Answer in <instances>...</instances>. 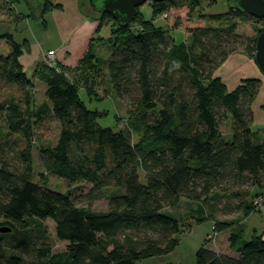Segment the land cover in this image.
I'll use <instances>...</instances> for the list:
<instances>
[{"label": "trees", "instance_id": "trees-1", "mask_svg": "<svg viewBox=\"0 0 264 264\" xmlns=\"http://www.w3.org/2000/svg\"><path fill=\"white\" fill-rule=\"evenodd\" d=\"M179 1L151 2L150 20L138 9L135 30L134 21L122 26L109 13L97 12L94 18L100 27L109 19L118 27L112 30V51L102 58L91 41L77 69L98 61L116 96L130 98L141 122L124 129L100 123L99 112L87 107L81 87L67 74L69 67L60 63L36 67L33 77L46 87L44 100L37 103L34 79L20 62L27 43L10 32L0 34L10 47L0 55V81L17 86L22 95L0 103L6 127L0 135V228H11L0 232V264H137L177 248L180 221L164 210L177 207L182 197L200 203L230 188L264 189V135L252 126L261 80L246 79L231 91L215 76L233 53L255 58L264 26L254 28V36H243L238 20L264 19L245 14L228 0V12L210 16L225 26L192 28L187 39L177 40L156 20L180 6ZM185 1L196 7L200 3ZM29 2L32 15L39 9L40 18L60 8L52 0L37 8ZM228 115L233 120L231 141L221 129ZM52 120L60 123L59 139L39 148V160L66 191L33 180L32 140L43 136ZM14 136L24 141L23 148H17ZM85 184L91 185L84 195L88 206L75 196ZM101 199L108 200L107 210L90 208ZM239 207L246 217L257 210L255 201L245 200ZM200 211L198 221L212 220L217 232L231 230V254L203 245L196 252L197 264H264V234L246 240L240 221L221 222ZM47 219L54 222L58 239L68 242L66 253L53 252Z\"/></svg>", "mask_w": 264, "mask_h": 264}, {"label": "rangeland", "instance_id": "rangeland-1", "mask_svg": "<svg viewBox=\"0 0 264 264\" xmlns=\"http://www.w3.org/2000/svg\"><path fill=\"white\" fill-rule=\"evenodd\" d=\"M28 1L34 2V8H37L36 0ZM52 1L55 2L56 0ZM79 2L81 13L88 15L89 21L74 32L71 40L63 41L58 35L54 20L47 16L40 18L38 15L39 9L33 12L34 16L31 10L28 9V11H26L27 13L25 14L32 16L29 17L28 21L23 23V26H20L16 21L9 22L8 20H10V18H7V21H0V23L10 24L9 28L11 29L16 26L12 29V33L15 34V39L17 41H22L23 38L26 37L30 39L36 38V40L40 41L45 39L44 42L47 44L46 47H59L58 55L64 63L62 65L64 67H69L67 74L78 83L79 87H81L80 96L83 101H85L87 107L99 112L100 123L102 125L111 126L115 129H124L132 123H140V113L132 111L134 104L130 98L121 99L114 93L108 71L104 65L96 61L94 64L85 67L86 69H77L81 59L89 50L91 41H93L94 53L102 58H108L116 38L112 30L118 28L114 25L112 19H109L100 27V23L94 20V18L97 17V10L93 0H80ZM178 4L180 6L172 7L170 11L162 14L156 20V24L169 28L171 34L177 40L187 39L188 32L192 28L225 26V22L211 20L210 16L228 12L231 5L228 0H200L197 7L190 2L186 4L185 0L179 1ZM97 6L101 7L100 4H97ZM22 7H25V5H22ZM14 8H16V6L13 4L12 0H0V20H2V11H7L9 14L14 12L12 15L15 16L16 10ZM139 11L145 20L152 19L153 6L151 2L143 4L139 8ZM238 21V32L243 36H254L256 35L254 28L264 26V23L257 22L254 19H242ZM138 24V21H134L131 24V29L135 30L138 28ZM68 25L73 26L74 22L70 20ZM17 29L18 32H16ZM82 41H85V45H82ZM60 44L65 46L60 47ZM74 45H76L77 48ZM73 46L75 48H73ZM9 48L6 40L1 42L0 55H7L10 51ZM55 53V57H57V52L55 51ZM47 54L46 63L49 62V59L47 60ZM57 63L56 58L55 64ZM28 76L30 79H34L33 96L36 102L43 101L46 89L43 81L39 78L35 79L32 73H29ZM13 95L17 98L22 97L17 86H8L0 81V103ZM221 129L224 139L226 141H231L233 139V120L230 115H228ZM60 131V123L57 120H52L48 125V131L43 136H34L32 140L33 180L39 183L45 181L52 189L66 191L67 189L62 180L56 176L47 174L42 168L39 160V148L42 146L55 145L59 139ZM1 133H6V127L3 113L0 111V135ZM14 137L17 138V148H23L24 141H19L17 136ZM141 176H143L142 172ZM90 189L91 185L85 184L83 185L82 191L76 192L75 196L79 198L78 202L80 205L88 206L84 195H86ZM256 192H258L257 197ZM245 200L257 202V210L247 217L239 207ZM90 208L95 211H105L108 208V200L101 199L94 201L90 204ZM200 208L203 210V216L207 218H212L211 216H213L212 219L221 222L240 221L241 224H243V237L246 240H250L255 233L259 235L264 234V189L255 190L248 186L230 188V191L212 194L200 203L182 197L177 207L166 208L164 210L166 214L177 217L180 221L182 232L178 236L180 243L177 248L170 254L140 260L137 264H197L196 252L203 245L221 253L231 254L229 249V234L231 230L227 229L217 232L212 220L198 221L197 219L201 215ZM45 225L47 227L50 244L53 246V252L55 254L66 253L68 242L58 239L54 222L51 219H47Z\"/></svg>", "mask_w": 264, "mask_h": 264}, {"label": "crops", "instance_id": "crops-1", "mask_svg": "<svg viewBox=\"0 0 264 264\" xmlns=\"http://www.w3.org/2000/svg\"><path fill=\"white\" fill-rule=\"evenodd\" d=\"M79 1L80 0H56L54 3L59 4L60 8L52 9L51 11L48 12V14H45V17L47 16L50 17V19L54 20L58 35L63 41L71 40L74 32L80 26H84L89 21V16L81 13ZM28 2H29L28 0H16V3H14V5L16 6V8H14L16 10L15 16L12 15L14 14V12L13 13L11 12L12 14H9L7 11H2V20L0 21L1 22L3 20L7 21V18H10V20H8L9 22L16 21L18 24H20V26H23V23L25 21H28L29 19V17H27V14H25L27 13L26 11H28ZM22 5L23 6L25 5V7H22ZM70 20L74 22L73 26L68 25ZM9 25L10 24L8 23L7 24L0 23V34H4L7 32L13 34L12 29L15 28L16 26H14L11 29L9 28L10 27ZM16 32H18V29ZM13 36L15 38V34H13ZM44 40L40 41V40H36V38L30 39L26 37L23 38L22 41H18L19 43L26 42L28 46V49L27 48L23 49L24 54L20 57V62L24 70L28 71V74L29 73L34 74L36 71V67L40 63L45 62L46 54L49 50L56 51L57 62L60 64H64L58 55L59 47L57 46L46 47L47 44L44 42ZM3 41H5V39H0V43ZM81 43L82 45H85V41H82ZM59 46L63 47L65 45L60 44ZM74 46L76 47V45ZM74 46L73 48H75ZM215 76L221 78V80L224 82L227 88L231 91L236 89L246 79L257 78L261 80V88L252 104V111L254 118L252 126L254 130H260L264 135V75L261 74L255 61L250 57H248L243 52L233 53L215 71Z\"/></svg>", "mask_w": 264, "mask_h": 264}, {"label": "water", "instance_id": "water-1", "mask_svg": "<svg viewBox=\"0 0 264 264\" xmlns=\"http://www.w3.org/2000/svg\"><path fill=\"white\" fill-rule=\"evenodd\" d=\"M37 4H46L48 0H36ZM173 0H93L96 12L111 14L120 25L129 26L138 14V9L147 2H165ZM235 5L245 14L257 19H264V0H234ZM97 4L101 7H98ZM255 63L264 75V31L256 41ZM1 106V105H0ZM11 231L9 227L0 228V232ZM26 264V263H23ZM44 264V263H30Z\"/></svg>", "mask_w": 264, "mask_h": 264}, {"label": "built area", "instance_id": "built-area-1", "mask_svg": "<svg viewBox=\"0 0 264 264\" xmlns=\"http://www.w3.org/2000/svg\"><path fill=\"white\" fill-rule=\"evenodd\" d=\"M56 53L54 50H50L47 54V60L49 59L48 65L49 66H54L55 61H56V57H55ZM257 203V202H256Z\"/></svg>", "mask_w": 264, "mask_h": 264}]
</instances>
